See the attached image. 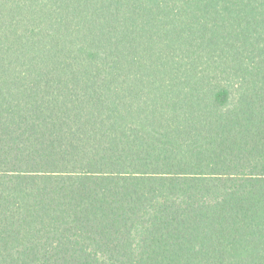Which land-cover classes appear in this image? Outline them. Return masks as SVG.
Listing matches in <instances>:
<instances>
[{
  "label": "trees",
  "instance_id": "16d2710c",
  "mask_svg": "<svg viewBox=\"0 0 264 264\" xmlns=\"http://www.w3.org/2000/svg\"><path fill=\"white\" fill-rule=\"evenodd\" d=\"M0 264H264V0H0Z\"/></svg>",
  "mask_w": 264,
  "mask_h": 264
}]
</instances>
